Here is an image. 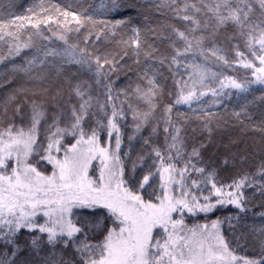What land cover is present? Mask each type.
<instances>
[{"label":"snow or ice","instance_id":"obj_1","mask_svg":"<svg viewBox=\"0 0 264 264\" xmlns=\"http://www.w3.org/2000/svg\"><path fill=\"white\" fill-rule=\"evenodd\" d=\"M38 7L39 12L29 9L33 16L0 20V42L8 44L9 56L35 48L30 59L12 68L27 78L26 83L0 101V264H29L21 259L25 249L41 257L40 264H264V225L250 233L259 252L249 257L238 255L239 239H226L221 230L223 223L239 220V216L210 224L186 223V215L207 214L217 206L232 205L247 212L250 198L245 188H253V195L258 192L264 201V162L257 173L260 181L245 173L227 185H218L215 169L202 165L203 145H193L188 152L183 125L172 119L176 106L188 105L195 112L193 103L200 104L209 93L214 99L203 103L216 105L222 97L231 98L234 93L226 89L235 90L243 101L232 115L237 120L241 116L251 119L248 107L254 100L248 96L252 85L261 86L262 94L256 99L264 102V0H101L99 9L87 0L45 8L40 0ZM133 12L143 16L144 27L132 25ZM153 12L165 19L153 25ZM107 13L123 15L97 18ZM172 20L183 22V29ZM28 24L33 31L22 41V30ZM42 25L63 42L62 48L38 43L51 39ZM121 28L132 33L116 42L121 51L101 53L94 41H109ZM82 29L84 46L79 41L69 43L68 34H80ZM240 43L247 56L239 50ZM229 50L235 52L236 60H229ZM126 58L132 59L135 69L126 64ZM4 59L0 56V63ZM210 63L228 68L238 63L251 70V78L239 80L213 71ZM125 68L135 71L139 82L134 88L129 84L130 92L120 90L125 100L118 107L111 76ZM169 79L172 88L167 85ZM102 80L108 81L103 103L92 95L93 83L99 85ZM5 81L12 83L8 77ZM130 96L144 107H133ZM161 104L163 150L150 143L152 136L159 135V124L152 121ZM128 111L134 133L145 126L151 128L149 137L142 139L151 148L150 167L155 171L143 177L137 190L129 186L121 159V121ZM200 111L197 119L211 132L213 121L219 124L217 114L202 106ZM49 112L45 144L38 140L39 126L42 121L47 123ZM176 115L185 118L178 110ZM17 117L27 119V125H17ZM257 128L264 131V121ZM101 133L107 138L104 144ZM66 137L74 142H66ZM134 138L128 137L129 141ZM34 156L39 157L37 163L51 165L50 174L31 162ZM93 161L98 164L94 166ZM139 161L143 163L144 157ZM157 175L159 192L149 183L150 176ZM148 188L153 191L145 199L142 192ZM260 217L264 219V212ZM22 230L28 233L23 247ZM98 232L102 239L92 242L90 234ZM67 249L72 256L65 259L62 253Z\"/></svg>","mask_w":264,"mask_h":264},{"label":"trees","instance_id":"obj_2","mask_svg":"<svg viewBox=\"0 0 264 264\" xmlns=\"http://www.w3.org/2000/svg\"><path fill=\"white\" fill-rule=\"evenodd\" d=\"M71 2V0H44V7L49 8L51 4H60L65 5ZM88 3L93 4L97 9L101 0H87ZM105 3L108 0H104ZM140 2H149L150 0H140ZM40 0H0V20L14 19L16 16L29 17L33 16V13L29 9H33L35 12H39L38 5ZM102 13V10H100ZM133 16L132 25L137 27H144L145 21L143 16L135 12L131 13ZM123 13H107L100 14L97 16L98 19H119ZM151 21L153 25L157 20L165 19V17L160 16L158 13H151ZM171 20V16L167 17ZM35 19V17H33ZM173 23H176L178 27L183 29V22L172 20ZM74 26V25H72ZM42 28H45V34L51 37L50 41H39L38 43L43 46L47 45L50 48H62L63 42L59 41L55 36H52L50 32L46 31V26L42 25ZM52 27L55 29L56 25L52 24ZM33 31L31 25L28 24L24 30H22L21 40L27 39L29 32ZM119 34L110 39L109 41H94L96 47L102 53L104 51L120 52L121 47L116 43L121 39H128L132 34L130 30L121 28L118 30ZM83 34L84 30H81L80 34L75 32L69 33V43L80 42V46L83 47ZM6 39H9L6 37ZM94 40V38H93ZM90 49L92 44L89 45ZM166 47L161 46L162 50ZM230 47V46H229ZM240 51L245 52L247 56V50L243 47V44L240 43ZM170 52L171 50L168 49ZM35 53V48L24 49L19 56H9L8 54V44L0 42V56L4 57V61L0 63V101H3L8 94H10L15 88L19 87L21 84L26 83L27 78L23 76L22 73H13V65H22L25 62V58L30 59ZM228 58L230 61L236 60L235 52L229 50ZM251 59V57L249 56ZM49 59H52L49 57ZM122 64L125 61H121ZM258 64V61L256 62ZM126 64L131 66L133 69L136 68V65L133 64L131 58H126ZM213 71H222L224 75L233 76L239 80H243L245 77L251 78V70L244 69L240 64L233 63L231 68L221 66L217 67L216 64L209 65ZM72 70L75 71V66H71ZM36 71H39L37 69ZM167 74V73H166ZM5 77H8L12 80L11 84L6 83ZM84 79H88L87 75H83ZM187 79V76H185ZM112 81V95L114 97L119 96L115 102L117 106L125 100L124 95L121 93V89H127L129 92L131 89L128 87L131 84L132 88L135 87V84L139 82L137 80V74L135 71H129L125 68L124 71H117L111 76ZM90 83H93L90 81ZM108 83L106 80H102L99 85L93 83L92 95L94 98L98 99L100 102L106 100L105 85ZM142 83V82H141ZM169 88H172V81L169 79L167 81ZM28 87H31V83H27ZM252 94L248 96L249 100H254V103L249 104L248 112L251 119H247L244 116H241L240 120H237L233 115V111H239V106L243 101L238 99L235 95V90L226 89V91H231L234 95L231 98L222 97V102L216 105H210L203 103L204 101H211L214 99L209 93L207 96L202 98L200 104L193 103V108L196 109L195 112L188 107V105H178L173 109L172 119L173 121L183 125V135L187 144V151L190 152L193 145L199 147L201 144V156H202V165L208 166L215 169L217 174L218 185L219 184H229L234 179L239 178L245 173L253 176L255 180L260 181V176L257 174L259 167L262 162H264V131L258 130L257 126H261V122L264 121V102L256 99L262 94L261 86L252 85ZM66 98V97H65ZM170 98L166 97L165 102H168ZM130 102L133 104V107L143 108L142 102H139L135 99L134 96L129 97ZM163 104L157 109L155 114V119L152 121L153 124H159V135L152 136L150 143L156 146H159L161 150L164 149V133H163V121L161 119ZM203 107L205 111L213 112L217 114L219 124L214 120L210 125L212 131L209 132L203 128V120L197 119V116L201 115L200 107ZM124 108L127 111V103L124 104ZM177 110L185 114V118L178 117L176 115ZM3 111V108L0 107V112ZM27 113V109H26ZM52 113H48L47 123L41 122L39 126V137L38 140L41 142L44 141V137L47 134L48 124L51 123ZM9 116H11V111H9ZM243 121V122H241ZM16 124L20 125L24 123L27 125V119L21 121L19 117L16 119ZM91 126L95 127L94 121H89ZM121 132H122V145H121V159L125 167V178L129 182V186L133 190L139 188V183L143 180L145 175H148L150 171H155L154 168L150 167L152 164V155L151 148L148 145H145L142 138L149 137L151 128L145 126L141 132L134 133V125L132 121V114L128 111L126 119L121 121ZM6 126V124L4 125ZM88 125L86 124V127ZM135 135V138L129 141L128 137ZM106 135L101 133V143L106 142ZM66 142H74L72 137H66ZM46 144V142H45ZM127 152L128 155L125 156L124 153ZM140 157H144L143 163L139 161ZM38 156L31 158V162L45 174H50L51 165H48L46 161H40ZM98 161H93V165H97ZM135 165V169H133ZM264 182V181H261ZM149 183L153 185V188L157 192L160 191L159 176H150ZM146 187H148L146 185ZM203 188V185L201 186ZM210 188V185L208 186ZM153 188H148L147 192H142L145 199H149V193L153 191ZM193 191H196L195 189ZM246 197L250 198L248 204V211L241 213L232 205L228 206H217V208L210 213H198L195 216L186 215V223L189 226L193 224H210L213 220H224L225 217L239 216V220H232L231 223L225 222L221 225V230L225 235L226 239L234 240V238L239 239L241 247L237 248L238 255H244L249 257H255L258 255L259 248L254 243L253 238L250 233L254 227H260L264 225V219L260 217V213L264 212V207L261 206L264 201L261 200L259 193L256 192L255 195L253 188L244 189ZM204 195L208 194V190L204 189ZM80 211V210H77ZM85 213L87 210H82ZM40 222L43 223V218L40 219ZM28 238V233L26 230L21 232V246H24V242ZM90 239L92 242H96L102 239L101 233L90 234ZM233 247H236V244H232ZM46 253H42L41 256H44ZM57 254L60 255V249H57ZM65 259H68L72 256V250L67 249L62 253ZM21 259L29 261V264H40L41 257H34L27 249L21 253Z\"/></svg>","mask_w":264,"mask_h":264}]
</instances>
